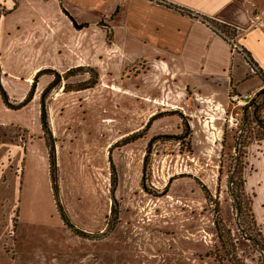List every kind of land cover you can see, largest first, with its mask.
<instances>
[{
    "label": "rangeland",
    "instance_id": "374dc122",
    "mask_svg": "<svg viewBox=\"0 0 264 264\" xmlns=\"http://www.w3.org/2000/svg\"><path fill=\"white\" fill-rule=\"evenodd\" d=\"M89 40L87 33L77 37L76 50L69 53L74 59L68 55L51 57L50 65L55 67L49 66L37 76L27 99L20 102L7 97L11 105L20 107L8 108L9 116L0 117V142L17 143L27 151L17 168L23 184L22 205L33 202L44 221L50 212L45 228L21 229L17 205L7 239L13 243L19 235L47 238L52 243L42 241L46 251L73 254L82 260L80 264H219L207 257L217 238L198 181L216 194L222 165L221 190H226L234 135L244 115V107L231 100L237 92L231 91L227 97L185 89L171 74L157 75L156 63H133L122 72L119 63H106V51L97 52ZM77 67L94 70L100 82L92 90L65 93L66 81L57 74L62 77ZM89 77L80 75L69 83ZM259 93L251 102L264 103V95ZM2 101H6L3 96ZM174 111L185 120L164 116ZM44 114L52 138L44 130ZM156 115L161 118L150 125L143 139L127 146L120 144L145 129ZM186 123L192 132L191 148L185 144L181 150L173 142L154 147L151 185L163 191L173 180L165 196L153 197L141 186L148 142L157 135L180 134ZM52 141L62 210L51 180ZM110 158L118 173L115 188ZM251 162L254 169L247 191L255 196L254 212L264 231V143L254 147ZM225 199L224 194L223 215L232 223V207ZM61 213L84 234L68 227ZM113 222L115 229H111ZM240 254H250L247 243L240 244Z\"/></svg>",
    "mask_w": 264,
    "mask_h": 264
},
{
    "label": "crops",
    "instance_id": "0c3cea01",
    "mask_svg": "<svg viewBox=\"0 0 264 264\" xmlns=\"http://www.w3.org/2000/svg\"><path fill=\"white\" fill-rule=\"evenodd\" d=\"M16 2L13 10L14 0H0L7 11L13 10L0 16V84L8 100L27 99L37 76L53 66L51 57L74 59L69 53L84 33L97 52L106 51L105 62L119 63L122 72L133 63H156L157 75L171 74L185 89L202 95L228 97L231 91L254 95L264 89V77L257 76L250 64L252 59L264 76V0ZM211 20L241 29L238 40L245 56L234 53L209 27ZM2 96L0 90V117H8ZM26 156L17 143L0 142V264H80L73 254L46 251L42 241L52 243L47 238L19 235L13 243L7 239L17 205L21 229L49 225V211L44 221L33 202L22 205L17 168Z\"/></svg>",
    "mask_w": 264,
    "mask_h": 264
},
{
    "label": "trees",
    "instance_id": "16d2710c",
    "mask_svg": "<svg viewBox=\"0 0 264 264\" xmlns=\"http://www.w3.org/2000/svg\"><path fill=\"white\" fill-rule=\"evenodd\" d=\"M225 29V26H221ZM250 64L257 76L263 78L262 71L258 68V65L251 59ZM138 73V72H136ZM89 74L88 80L73 84L69 83V80L80 75ZM62 81H66L64 84V92H81L86 90H92L100 82L99 75L92 69L85 67H77L67 71L62 77L57 74ZM60 83H62L60 81ZM261 92L258 94V96ZM5 104L11 109H18L14 105H11L8 101H4ZM250 107L245 106L243 123L238 132L234 135V153L229 161L230 167L226 174V190H221V184L223 182V167L219 168L218 187L216 194H213L210 189L200 183L198 184L204 195L205 201L209 207V211L213 217L214 233L217 238V245L213 251L207 254L208 258L213 259L219 264H264V231L261 228L256 214L254 212V198L253 194H249L247 191V185L249 177L252 174L254 166L251 162L252 151L255 146H261L264 143V103L257 104L255 101ZM46 114V111H43ZM44 114V115H45ZM43 115V127L46 133L52 138L49 123L46 115ZM164 116H179L182 120H185L183 115L178 112H170L164 114ZM161 118V115L154 116L147 127L142 131L134 133L133 135L124 138L120 144L127 146L134 143L137 140L143 139L146 135V131L150 125ZM226 136V134L224 135ZM177 144L183 150L185 144L188 148L192 146V132L188 123L183 128V132L177 135H157L151 138L146 147V154L143 159L142 166V180L141 186L143 190L156 198L165 196L172 183L170 179L168 185L163 191L155 189L152 183V163L154 147L157 143L165 144L171 143ZM111 162V173L113 180V188L118 184V173L116 167ZM53 177L55 180V188L59 197V185L56 176V157L54 151V173ZM114 191V190H113ZM226 195L225 201L229 202L232 207L233 222L229 223L226 221L222 211L223 195ZM115 200V196H113ZM63 221L77 234H84L81 231L75 229L74 225L67 219V217L61 213ZM118 212L116 214V220H118ZM118 223V221H117ZM116 222H113L112 228L115 229ZM245 242L249 245L250 254H240V244Z\"/></svg>",
    "mask_w": 264,
    "mask_h": 264
},
{
    "label": "built area",
    "instance_id": "2783aa9c",
    "mask_svg": "<svg viewBox=\"0 0 264 264\" xmlns=\"http://www.w3.org/2000/svg\"><path fill=\"white\" fill-rule=\"evenodd\" d=\"M257 19V18H255ZM253 18V20H255ZM254 23V21H252ZM207 24L211 27L218 35H220L231 47L234 53H239L245 56L244 50L239 42L240 28L233 25H227L216 20L208 21ZM225 26L222 29L221 26ZM255 95L251 94H238L235 93L231 96V100L240 106L245 107L247 104L251 103Z\"/></svg>",
    "mask_w": 264,
    "mask_h": 264
},
{
    "label": "water",
    "instance_id": "95a60500",
    "mask_svg": "<svg viewBox=\"0 0 264 264\" xmlns=\"http://www.w3.org/2000/svg\"><path fill=\"white\" fill-rule=\"evenodd\" d=\"M0 90L2 91V94H3V97H4V100L7 101V96L6 94L3 92L2 88H1V84H0ZM261 93L264 95V89L261 91ZM33 97V93L32 95L30 96V98ZM253 103H249L247 105V107H250L252 106ZM23 106V105H22ZM51 152H50V156H51V180H52V185H53V191H54V194H55V199L57 201V205L59 207V210H62L60 208V205H59V197H58V194L56 192V188H55V180H54V177H53V173H54V151H55V145L53 144V141H52V145H51V148H50Z\"/></svg>",
    "mask_w": 264,
    "mask_h": 264
},
{
    "label": "flooded vegetation",
    "instance_id": "af4514ba",
    "mask_svg": "<svg viewBox=\"0 0 264 264\" xmlns=\"http://www.w3.org/2000/svg\"><path fill=\"white\" fill-rule=\"evenodd\" d=\"M15 2H16V1H14L13 8H14L15 6H17V3H15ZM6 11H7V9L5 8V6H4L3 4L0 3V16H1V15H6V14H7Z\"/></svg>",
    "mask_w": 264,
    "mask_h": 264
}]
</instances>
